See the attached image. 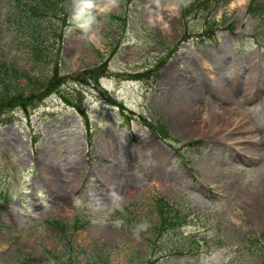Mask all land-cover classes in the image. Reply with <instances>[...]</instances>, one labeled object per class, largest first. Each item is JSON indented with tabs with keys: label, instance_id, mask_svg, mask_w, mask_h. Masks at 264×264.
<instances>
[{
	"label": "rangeland",
	"instance_id": "rangeland-1",
	"mask_svg": "<svg viewBox=\"0 0 264 264\" xmlns=\"http://www.w3.org/2000/svg\"><path fill=\"white\" fill-rule=\"evenodd\" d=\"M9 8L0 62L25 70ZM97 20L58 23L60 90L0 124V264H264V0H118ZM203 51L224 73L191 69ZM232 108L239 124L217 121Z\"/></svg>",
	"mask_w": 264,
	"mask_h": 264
},
{
	"label": "trees",
	"instance_id": "trees-1",
	"mask_svg": "<svg viewBox=\"0 0 264 264\" xmlns=\"http://www.w3.org/2000/svg\"><path fill=\"white\" fill-rule=\"evenodd\" d=\"M62 1H10L13 10L9 8V26L7 34L3 38L22 43L25 46V55L28 56L26 61L33 64L29 68L21 70L17 64L5 62L4 58L0 62V121H2L3 115L9 114L15 107L27 108L29 105L27 102L30 100L27 93H33L41 101L60 88L63 78L61 71L66 66V60L61 56L60 49H55L62 34L58 23L68 24L69 20L67 18L69 10L65 4H62ZM249 8L250 13H254V7L250 6ZM94 69L97 76L100 71H104L99 66ZM26 88L33 89L28 92ZM11 107L12 109H10ZM158 208L159 214L162 216L161 227L163 229L167 226L177 228L182 225L183 216L168 201L161 200ZM60 228L63 232L66 230L65 225H60ZM256 241L260 242V239L257 238ZM251 243L255 244L253 241ZM259 248L264 257V245H260ZM63 261L62 264H84L79 258L66 259L65 257ZM104 261L106 258L101 254L93 256L89 254L86 264H98Z\"/></svg>",
	"mask_w": 264,
	"mask_h": 264
},
{
	"label": "clouds",
	"instance_id": "clouds-1",
	"mask_svg": "<svg viewBox=\"0 0 264 264\" xmlns=\"http://www.w3.org/2000/svg\"><path fill=\"white\" fill-rule=\"evenodd\" d=\"M118 0H70V22L87 36L97 25V13L110 11Z\"/></svg>",
	"mask_w": 264,
	"mask_h": 264
},
{
	"label": "bare ground",
	"instance_id": "bare-ground-1",
	"mask_svg": "<svg viewBox=\"0 0 264 264\" xmlns=\"http://www.w3.org/2000/svg\"><path fill=\"white\" fill-rule=\"evenodd\" d=\"M245 0H242V2H244ZM238 2H241V0H238ZM210 54H212V52H204L202 54V56H199V57H196L192 64H191V69L192 70H199L201 67H204L206 68L207 66H210L212 68L211 72H213V77L216 78V76L219 74V71L221 73H224V68L222 67L221 65V54H220V57H217L216 59H211L210 57ZM246 59V58H245ZM216 62V65L213 67L214 63ZM206 64V65H205ZM222 71H221V69ZM247 78V77H246ZM241 81H240V84H239V88H241V91L244 92L246 91V94H247V91H248V87H246L245 89V86H246V81L244 80L245 77H241L240 78ZM222 83H224V81L222 80ZM245 89V90H244ZM207 98L205 97L203 100H206ZM202 100V101H203ZM207 106L209 107H212L214 105V102L212 100H208V102L206 103ZM220 114V115H219ZM218 116L216 119L218 122H220V120H222L226 125H229V124H233V125H237L239 124V120H238V112L236 110H234L233 108L230 109L229 111L227 112H221L219 113ZM231 127V126H230ZM204 131V130H203ZM130 165L131 166V162H128L126 164V166ZM43 171V170H42ZM45 171V170H44ZM45 173L49 174L47 171H45ZM50 175V174H49ZM114 176V178H116L115 175H112V177ZM57 184L58 182L56 181H53V182H50L49 185L47 184V186L52 190L53 187H57ZM109 188H105L103 191H106L108 190ZM52 195V194H51Z\"/></svg>",
	"mask_w": 264,
	"mask_h": 264
},
{
	"label": "snow or ice",
	"instance_id": "snow-or-ice-1",
	"mask_svg": "<svg viewBox=\"0 0 264 264\" xmlns=\"http://www.w3.org/2000/svg\"><path fill=\"white\" fill-rule=\"evenodd\" d=\"M241 2H242V0H241Z\"/></svg>",
	"mask_w": 264,
	"mask_h": 264
}]
</instances>
